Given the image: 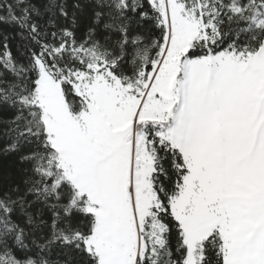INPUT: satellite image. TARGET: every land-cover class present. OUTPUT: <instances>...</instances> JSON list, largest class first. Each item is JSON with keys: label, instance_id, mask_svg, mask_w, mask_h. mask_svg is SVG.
Segmentation results:
<instances>
[{"label": "snow or ice", "instance_id": "1", "mask_svg": "<svg viewBox=\"0 0 264 264\" xmlns=\"http://www.w3.org/2000/svg\"><path fill=\"white\" fill-rule=\"evenodd\" d=\"M0 264H264V0H0Z\"/></svg>", "mask_w": 264, "mask_h": 264}]
</instances>
